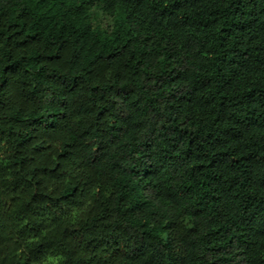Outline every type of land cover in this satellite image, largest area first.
Returning <instances> with one entry per match:
<instances>
[{
    "label": "trees",
    "instance_id": "1",
    "mask_svg": "<svg viewBox=\"0 0 264 264\" xmlns=\"http://www.w3.org/2000/svg\"><path fill=\"white\" fill-rule=\"evenodd\" d=\"M134 7L146 13L139 30L130 17L121 26L114 0H0V233L29 216L61 226L72 215L66 239L89 257L77 264H264V0ZM141 73L154 83L135 84ZM68 108L87 125L72 144ZM92 129L108 133L113 162L89 203L72 145L88 139L96 164ZM125 142L128 166L113 151Z\"/></svg>",
    "mask_w": 264,
    "mask_h": 264
},
{
    "label": "clouds",
    "instance_id": "2",
    "mask_svg": "<svg viewBox=\"0 0 264 264\" xmlns=\"http://www.w3.org/2000/svg\"><path fill=\"white\" fill-rule=\"evenodd\" d=\"M148 2L159 3V0H148ZM104 3V0H96V6H100ZM115 12L117 17L121 23V26L125 23V17H130L128 23H131L132 28L135 30L138 29V25H141L143 20V15H146L144 9H136L134 7V0H114ZM145 8H147V3L145 4ZM177 17L176 19H179ZM173 18L169 17V21ZM169 40L172 41V37H169ZM166 50H176L179 51L177 45L174 42L170 43L169 49ZM185 53L180 52L177 56L176 67L177 71H183L180 67V61L182 56ZM101 59H103V54H101ZM147 63L153 66V73L159 70V60L158 56L154 55ZM115 71V66L112 69L105 72L103 74V79L107 83H112V76ZM175 75V73H173ZM130 76V73L125 74L124 78L127 79ZM135 84L142 87H149L154 81H150L145 78L144 73H141L138 80L133 81ZM158 86V85H157ZM180 88H183L185 91L191 89V79L182 82L179 84ZM175 92L176 86H172L171 88H166L163 90V95L167 96L169 92ZM180 93H178L179 95ZM58 95V94H56ZM53 96L51 91L45 90V95L41 100V106L47 105L49 103V97ZM107 98V97H106ZM81 100L84 97H80ZM163 99V97H161ZM9 103L11 106L15 104L16 110L18 111L21 107H23V103L17 100L14 97H10L5 101ZM53 103H57V100L52 101ZM160 110H163V105H161ZM68 119L64 121L68 125V130L63 136V140L66 143L72 144L73 134H79L81 130L87 125H82L80 123V118L76 116L75 111L71 108L67 109ZM97 127H101L106 129L107 124L101 123L97 124ZM108 133L105 131L103 136H98L94 129L90 130L89 139L94 144H99L100 147L98 150L93 149V153L97 158V163L92 164L91 160L88 156V151L85 147L89 143L88 139H85L83 142L77 140L75 144H73V151L79 155V160L84 161V164L81 168L77 169L74 176L77 179H81L82 177L78 174H83V178H88L92 181L91 186L88 187V197L89 203H91L92 199H99L96 196V193L100 191L101 188L105 187L104 178L107 176L110 165L113 162L112 155H105V145L108 139ZM133 144L125 142L123 146H120L116 149H113L114 152H119L120 155L125 156V166L130 165L131 161L135 159V156L131 154V148ZM140 151H145L144 147H140ZM151 151L150 149H147ZM160 151V148L157 147V152ZM79 162V161H78ZM99 169L103 171L100 172ZM79 193H74L71 199H74ZM107 193H105V196ZM111 206V202H109ZM118 215V214H117ZM117 215L113 216V219H117ZM23 223L28 224V228L24 229L25 235L23 238L18 237V232L21 227H23ZM77 223L76 220L73 219L72 215H67L63 218L61 226H57L55 224H49L47 219V215L41 216L38 220L29 216L26 220L22 222H18L13 228H11L8 232L0 233V237H4L5 240L3 243H0V264H19L25 257L28 258V264H77V261L84 259L87 260L89 257L81 250L75 249L69 243V240L66 239L67 233H64V226H73ZM29 229L32 231L29 233ZM7 257V259H5ZM100 259V257H97ZM103 260L107 261V254L103 255ZM92 264H96L95 261H92Z\"/></svg>",
    "mask_w": 264,
    "mask_h": 264
},
{
    "label": "rangeland",
    "instance_id": "3",
    "mask_svg": "<svg viewBox=\"0 0 264 264\" xmlns=\"http://www.w3.org/2000/svg\"><path fill=\"white\" fill-rule=\"evenodd\" d=\"M104 24L107 26H111L112 25V21L110 18L106 17L104 18Z\"/></svg>",
    "mask_w": 264,
    "mask_h": 264
}]
</instances>
